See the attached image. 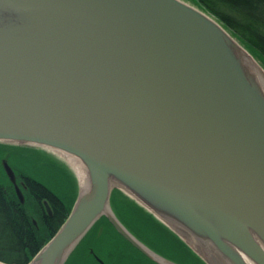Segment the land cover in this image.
I'll return each mask as SVG.
<instances>
[{
  "label": "water",
  "instance_id": "obj_1",
  "mask_svg": "<svg viewBox=\"0 0 264 264\" xmlns=\"http://www.w3.org/2000/svg\"><path fill=\"white\" fill-rule=\"evenodd\" d=\"M235 39L184 0H0V141L62 150L88 172L27 264H64L101 216L176 264L117 218L112 182L208 264H264V89Z\"/></svg>",
  "mask_w": 264,
  "mask_h": 264
},
{
  "label": "rangeland",
  "instance_id": "obj_2",
  "mask_svg": "<svg viewBox=\"0 0 264 264\" xmlns=\"http://www.w3.org/2000/svg\"><path fill=\"white\" fill-rule=\"evenodd\" d=\"M184 1L195 5L192 0ZM203 10L206 11L205 9ZM209 14L212 15L211 13ZM225 28L234 38L238 40L240 45L246 48L235 36V34L231 32L230 29L227 27ZM251 55L254 57L252 58L257 62L261 70L264 72L263 65L255 58L252 53ZM10 145L15 146L16 148H12ZM3 161H6L12 167L14 172L17 175L19 174L20 178L24 177L26 174L44 183L53 192L59 194L70 207V209H72L75 201L77 200L80 186L76 173L62 157L44 147L25 144H12L0 141V180L5 182L7 179V181L11 182L3 168ZM109 203L111 210L119 219L122 220V222L127 225V227H135V234L146 240L148 244L156 250L170 258H173V260H176V262L173 260L172 262L176 264H208L205 261V259H207L206 255L196 252L195 248L190 246L191 244L188 245V243L184 239L180 238L175 231L172 232L168 228L169 226H165V223L164 225L158 220H155L159 218H157L142 204L138 203L119 188H112ZM25 204H27L31 222L36 227L38 234L40 233V240H43L44 238L46 240L45 232H42L39 213L37 210L32 209L30 206V201L27 200ZM105 219L106 218L103 219L100 217L92 225V227L87 231V233L81 238V240L73 249L72 253L75 251L73 255L70 253L64 264H94L95 261L88 257L89 250H86V248H92L100 255L101 253L103 254L115 250L123 259L122 262H124V264H135L137 262V257L141 258L140 256H143V253L139 251L134 252L135 258H132V255L129 252V256L125 254L124 251L126 250L124 248L127 247L125 246L126 244L123 243V241L120 242V240L117 239V236H115L117 234L115 232V228L111 227L109 223H106ZM155 225H157V227L160 226L159 228L161 229H164L162 227L163 225L169 232L165 229L163 230L165 232H162L158 230ZM46 243L47 242L45 241L44 244ZM199 248L200 251L203 252L201 247ZM132 259L136 261L132 262Z\"/></svg>",
  "mask_w": 264,
  "mask_h": 264
},
{
  "label": "trees",
  "instance_id": "obj_3",
  "mask_svg": "<svg viewBox=\"0 0 264 264\" xmlns=\"http://www.w3.org/2000/svg\"><path fill=\"white\" fill-rule=\"evenodd\" d=\"M192 2L230 29L264 67V0ZM22 178L27 185L23 203L16 196L12 183L7 179L5 182L0 180V260L9 264H27L57 231L71 210L63 198L44 183L26 174ZM27 200L32 209L39 213L46 240H40V233L31 222L25 204ZM42 200L48 201L51 214L46 209L44 211Z\"/></svg>",
  "mask_w": 264,
  "mask_h": 264
},
{
  "label": "bare ground",
  "instance_id": "obj_4",
  "mask_svg": "<svg viewBox=\"0 0 264 264\" xmlns=\"http://www.w3.org/2000/svg\"><path fill=\"white\" fill-rule=\"evenodd\" d=\"M238 41L235 39V42ZM239 51L241 53L242 59L244 61V64L253 72V74L256 76V79L262 83V88L264 89V72L261 70V68L258 66L257 62L247 53V51L239 44ZM48 150H51L52 152L56 153L58 156L62 157L73 169V171L76 173L79 186L81 191L85 190L88 184V172L86 169V166L84 163L76 156H73L72 154H69L67 152H64L59 149H54V148H47ZM113 187H117L120 190H122L124 193L132 197L134 200L135 197H133L126 189L120 186L119 183L117 182H112ZM137 201V200H136ZM138 202V201H137ZM140 203V202H138ZM141 204V203H140ZM174 226V225H173ZM174 230L176 233H178L180 236L184 237L186 241H188L200 254L203 253V255H206V251L201 247L202 251H200V246L193 240V238L187 234L185 231L181 230L180 228L177 229L176 226H174ZM215 256V260L218 261V264H225L221 259H219V256L216 253H213ZM242 255L243 259L246 261L247 264H256L254 261H252L250 258L246 257L243 254ZM222 262V263H221Z\"/></svg>",
  "mask_w": 264,
  "mask_h": 264
},
{
  "label": "crops",
  "instance_id": "obj_5",
  "mask_svg": "<svg viewBox=\"0 0 264 264\" xmlns=\"http://www.w3.org/2000/svg\"><path fill=\"white\" fill-rule=\"evenodd\" d=\"M122 191V190H121ZM132 200V199H131ZM116 215V214H115ZM101 218H106L105 216H101ZM118 218V217H117ZM119 219V218H118ZM121 222H122V220L121 219H119ZM155 220H158L159 222H161L162 224H164L162 221H160L159 219H155ZM105 222L106 223H109V224H111L110 222H109V220L106 218L105 219ZM123 224H124V226L128 229V231L129 232H131V234L135 237V238H137L140 242H142L143 244H145L147 247H149L151 250H153V251H155L156 253H158L159 255H161L163 258H165V259H168V260H170V261H172L173 260V258H170V257H168L167 255H165V254H163V253H161L160 251H158V250H156L155 248H153L152 246H150L149 244H148V242L146 241V240H144V239H142L141 237H139L137 234H135V227H133V226H130V227H127V225L124 223V222H122ZM155 224V223H154ZM112 225V224H111ZM165 225V224H164ZM156 226V228L158 229V230H160V231H162V232H165V231H163L164 229L165 230H167V228H165L163 225H162V227L164 228V229H161V228H159V227H157V225H155ZM165 226H167V225H165ZM112 227V226H111ZM168 227V226H167ZM172 232H174L170 227H168ZM168 231V230H167ZM115 232L117 233L115 236H117V239H119L120 240V242L121 241H123V243H125L126 245L125 246H127L126 248H124L126 251H124L125 252V254H127L128 256H129V253L132 255V258H135V254H134V252H135V247L127 240V239H125L116 229H115ZM169 232V231H168ZM114 234V233H113ZM119 235V236H118ZM121 235V236H120ZM180 237V236H179ZM181 238V237H180ZM147 242V243H146ZM134 247V248H133ZM111 252V251H110ZM129 252V253H128ZM112 253V255H111V259H112V261H113V264H115V263H117V262H119V260L116 262V255L117 256H119V254L114 250V251H112L111 252ZM120 257V256H119ZM141 258H139V257H137V262L135 263V264H148L149 262L147 261V260H145V259H143L142 257V255L140 256ZM152 260V259H151ZM163 260V259H162ZM136 260H134V262H135ZM163 261H165V260H163ZM173 261H175L176 262V260H173ZM157 263V262H156ZM179 263V262H178ZM157 264H159V263H157ZM166 264V263H165Z\"/></svg>",
  "mask_w": 264,
  "mask_h": 264
},
{
  "label": "flooded vegetation",
  "instance_id": "obj_6",
  "mask_svg": "<svg viewBox=\"0 0 264 264\" xmlns=\"http://www.w3.org/2000/svg\"><path fill=\"white\" fill-rule=\"evenodd\" d=\"M15 176H16V183H17V185L19 186V188L21 189V191H22V193H23V196H24V191L27 189V185H26V183H25V180L23 179V178H20V177H17V174L15 173ZM18 180V181H17ZM13 184V183H12ZM12 187H13V190H14V192H15V194H16V196H17V193H16V190H15V187H14V185H12ZM18 197V196H17ZM19 198V197H18ZM24 201H25V198H24ZM23 201V202H24ZM44 201L45 200H42V203H43V208H44V211H45V209H46V207H45V205H44ZM22 202V203H23ZM46 211H47V209H46ZM48 212V211H47ZM50 212H51V209H50ZM49 214H51V213H49ZM33 220V219H32ZM34 222V221H33ZM111 225V224H110ZM112 226V225H111ZM113 227V226H112ZM119 236V235H118ZM121 236V235H120ZM134 248V247H133ZM135 249V251H139V252H141L139 249H137L136 247L134 248ZM86 250H89V255H88V257L89 258H91V259H93L94 261H95V263L96 264H113V261H112V259H111V255H112V253L111 252H106V253H101V255L98 253V252H96L94 249H92V248H86ZM142 253V252H141ZM102 261V263L100 262V260L98 259V258ZM116 262L119 260V263H115V264H124V262H122L123 261V259L121 258V257H119V256H117L116 255ZM143 259H145V260H147L149 263L148 264H157L155 261H153V260H151L148 256H146L145 254H143V257H142ZM132 262H134V259H132L131 260ZM152 263H151V262ZM94 263V264H95ZM127 264V263H126Z\"/></svg>",
  "mask_w": 264,
  "mask_h": 264
}]
</instances>
